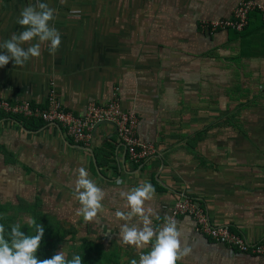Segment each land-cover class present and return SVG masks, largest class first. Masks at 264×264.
I'll list each match as a JSON object with an SVG mask.
<instances>
[{
    "label": "crops",
    "instance_id": "1",
    "mask_svg": "<svg viewBox=\"0 0 264 264\" xmlns=\"http://www.w3.org/2000/svg\"><path fill=\"white\" fill-rule=\"evenodd\" d=\"M239 1L42 0L55 9L49 23L60 32L61 45L51 54L45 42L38 58L0 67V99L46 107L54 90L62 107L82 114L90 102L116 98L137 115V135L153 144L155 153L139 163L130 160L112 123L97 125L85 144L59 124L0 111V203H36L54 228H73L79 242L112 249L119 264H128L150 251L151 243L140 250L123 245L121 225L138 218L127 222L115 212L128 210L121 191L148 181L155 194L145 209H152L154 229L163 227L175 199L189 195L212 223L263 242L264 161L246 158L254 130L237 128L241 133L231 140L236 132L224 128V120L233 113L227 101L231 85L239 89L241 73L264 77V42L256 40L264 30L249 19L242 42L233 32H206L199 24L230 17ZM36 2L0 0V43L24 30L17 17ZM79 167L105 192L103 210L90 222L76 215ZM175 220L182 246L191 247L177 264H264V256L241 253L197 232L188 216Z\"/></svg>",
    "mask_w": 264,
    "mask_h": 264
},
{
    "label": "clouds",
    "instance_id": "2",
    "mask_svg": "<svg viewBox=\"0 0 264 264\" xmlns=\"http://www.w3.org/2000/svg\"><path fill=\"white\" fill-rule=\"evenodd\" d=\"M66 3V0H61ZM55 19V9L42 0L23 7L17 17V23L24 30L0 43V67L14 61V66H23L29 59L41 55V45L48 43L49 51L55 54L61 45V34L50 21ZM38 38V42L24 48L22 45ZM119 183V182H118ZM155 194L152 183L144 181L128 191H121L127 211L117 210L115 216L130 222L133 217L138 223H124L120 227L119 237L123 245L134 246L140 250L151 243V250L140 252L139 260L133 258L130 264H177L178 260L190 254L191 247L182 246V233L173 217L166 216L163 227L153 228L150 216L152 209H145V201L151 200ZM80 207L76 215L82 216L85 222L93 221L103 210L102 201L105 192L90 178L84 167L76 170V180L73 192ZM26 223L35 228L34 235H28L21 230L20 223L13 224L10 230L0 223V264H83L78 254L68 258L64 251L56 252L51 258L40 259L37 255L45 234L42 224H36L29 218ZM154 241V242H153Z\"/></svg>",
    "mask_w": 264,
    "mask_h": 264
},
{
    "label": "built area",
    "instance_id": "3",
    "mask_svg": "<svg viewBox=\"0 0 264 264\" xmlns=\"http://www.w3.org/2000/svg\"><path fill=\"white\" fill-rule=\"evenodd\" d=\"M255 11L264 20V5L255 0H241L230 17L202 20L199 24L206 32L242 31L248 24L249 14ZM0 111L5 114L37 118L50 124H59L75 142L85 144L90 141L92 131L97 125L112 123L130 160L139 163L155 153L153 144L142 140L137 135V115L133 111L123 109L116 98L106 104L90 102L82 114H75L62 107L54 90H51L46 107L34 106L30 101L11 103L6 99H0ZM169 211V216L174 219L178 216L190 217L195 224V230L207 235L215 242L233 247L241 253L264 256V242H251L242 233L232 230L228 224L212 223L206 208L192 196L178 197ZM137 260H139V254Z\"/></svg>",
    "mask_w": 264,
    "mask_h": 264
},
{
    "label": "rangeland",
    "instance_id": "4",
    "mask_svg": "<svg viewBox=\"0 0 264 264\" xmlns=\"http://www.w3.org/2000/svg\"><path fill=\"white\" fill-rule=\"evenodd\" d=\"M241 76L244 78L242 82L239 83V89L234 87L236 86L235 84L231 85L233 88H231L230 98H228L227 102L230 108H232L233 113L230 117H225L226 120H224V128H230L231 131H235L237 128L242 131L243 129L247 131H252L253 129L254 132H250L247 138L251 141L253 147H249L248 150L245 151V154L247 153L246 158L248 161H252L257 160L258 156H260L259 160L264 161V77L262 79L261 77H253L250 73L247 74V76L241 73ZM239 91L241 95H238ZM235 106L236 110H233ZM235 132L236 133L230 134L231 140L236 138V135L241 133V131L240 133L237 131ZM254 146L257 147V149H255ZM19 218H21V220L19 219L20 224L24 222L26 223V220L29 218L32 219V215L31 217L24 216ZM58 243L59 245L57 251L64 248L66 252L68 250H72L74 246H79L80 244L79 240L75 236L71 237L70 235H67L63 241H59ZM113 251L114 250L110 249L105 252L106 254L103 253L104 255L102 254L103 256L101 257L103 260H105L106 257L110 261L115 259L117 262L110 263L119 264V256ZM112 254H114V256H112Z\"/></svg>",
    "mask_w": 264,
    "mask_h": 264
},
{
    "label": "trees",
    "instance_id": "5",
    "mask_svg": "<svg viewBox=\"0 0 264 264\" xmlns=\"http://www.w3.org/2000/svg\"><path fill=\"white\" fill-rule=\"evenodd\" d=\"M249 19L254 20V22L255 20L259 21V29L264 30V20L261 18V15L257 11L250 13ZM247 26H249V20ZM247 26L242 31L228 30V32H233V34H236L238 37H242L243 42V38H245L243 36L246 35L245 33L247 30ZM256 40H258L259 42L260 40H262L264 42V32L259 33V37ZM241 51H243L242 44ZM17 206L10 203H0V223H3L5 225L6 230H10L13 224L20 223L21 218L19 217H31L32 214V219L36 221V224H42L45 228V234L41 241V246L37 252V255L40 259L51 258L56 252H58L57 250L59 241H63L67 235H70L71 237L74 236L76 230L73 228L65 230L57 229L54 228L52 225L48 224L45 220V215L38 211L36 203L28 205L26 201H22L20 202V205L18 207ZM20 225L21 230L24 231L26 234H35V228L32 225H29L25 222L21 223ZM66 253L68 255V258H71L73 254L80 255L83 264H112L113 262H117L115 261V259L110 261L107 257L105 260H103L101 256L106 254L105 251L100 250L97 244L86 240L81 241L79 246H74L72 250H68ZM112 256H114V254H112Z\"/></svg>",
    "mask_w": 264,
    "mask_h": 264
}]
</instances>
